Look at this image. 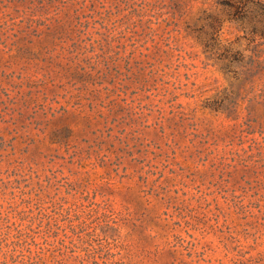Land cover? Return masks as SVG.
Wrapping results in <instances>:
<instances>
[{
  "label": "rangeland",
  "instance_id": "1",
  "mask_svg": "<svg viewBox=\"0 0 264 264\" xmlns=\"http://www.w3.org/2000/svg\"><path fill=\"white\" fill-rule=\"evenodd\" d=\"M0 264H264V0H0Z\"/></svg>",
  "mask_w": 264,
  "mask_h": 264
}]
</instances>
